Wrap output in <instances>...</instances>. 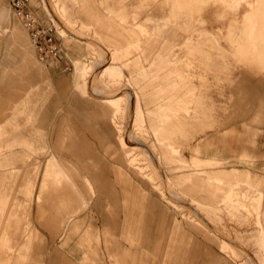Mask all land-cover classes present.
<instances>
[{
  "label": "crops",
  "instance_id": "0c3cea01",
  "mask_svg": "<svg viewBox=\"0 0 264 264\" xmlns=\"http://www.w3.org/2000/svg\"><path fill=\"white\" fill-rule=\"evenodd\" d=\"M2 1L0 0V2ZM60 1L65 19L72 24L80 22L82 28L93 30L107 51L103 59L98 56L94 57L87 52L85 44H82L79 49L83 53L80 57L72 60L71 86H68L65 81L59 91L63 93L72 90L80 98L92 101L87 109H92L91 114H96L99 121L90 135L92 138L100 139L105 149L106 156H104L109 158V162H106L104 157L100 158L95 153L94 144L89 142L85 162L83 161L80 167L96 174L98 171H105L106 168L115 173L114 176L121 187L122 197L121 236L133 246L134 242H138L135 237L141 230L146 225L151 228L148 223L145 224L144 222L150 214L151 217H159L162 223L161 229L164 228L166 222H169L166 225V227L168 226L166 248L161 264H231L216 242L218 237L210 229L196 221L195 224L184 220L165 203L151 183L131 164L132 158L128 156L129 152L121 141V137H123L124 141L127 142L131 135L136 141L141 140L133 131V126L139 123L137 120L139 112L143 116L144 126L149 135V74L151 77L159 76L160 71L163 74L165 55L176 45L166 46L161 38L169 35L173 43L177 41L183 4L191 5L194 0ZM216 1L223 4L228 3V0ZM232 1L235 6V0ZM258 2L259 9L263 8L264 10V0H258ZM243 4L248 7V10L242 15L243 26L240 32L245 36V41L248 44L246 46L239 44L233 53L239 59H244L246 65L253 67L255 59L264 60V46L257 45L256 42L251 44V40L264 42V14L259 16L251 25H245L255 6L253 5L251 8V4ZM102 5H107L106 11L120 16L123 22L107 15L109 13L103 12V9L100 8ZM8 18L9 13L4 4H1L0 24L8 22ZM148 24L151 26L149 29L147 28ZM0 28L3 33L9 30L19 44L26 39L23 30L16 25L9 29L7 26ZM253 28H257V37L250 39L246 35ZM197 50L203 52L200 48ZM15 54L19 57V62L15 64L17 70L11 69V67L2 69L1 82H4L0 84V89L3 86L5 92L4 101H0V104L3 105V110L0 112V117L3 118L0 123V138L12 137V140L7 141L6 144H0V169L9 167L6 170H0V264H38L30 240L24 244L23 253L18 252L15 255L11 251V238L7 228L9 221L14 218V214L12 209L8 207V202L13 191L12 184L16 178L14 174L19 172L14 165L18 160L24 165L22 184L18 186V191L23 196L24 201H31L34 197L37 203L57 199L58 187L66 180L69 181L73 192L80 195L78 180L71 178L63 171L67 165L58 149H63L65 143H58L57 141L64 138L61 136L62 134H73L76 130L70 125L67 118L61 119L59 128H57V122L54 118H51L50 121L46 119L49 106H45L44 103L53 90L51 80L47 72L37 66L26 54L22 52H15ZM230 60L232 59L227 56V66ZM91 64H93V70L96 69L94 72L92 70L84 81V67ZM77 65L80 67L79 70L76 68ZM232 67V84L226 85L224 91L226 93V106L232 109L231 113H227L226 116H217L215 118L216 123L221 127L210 130L195 140L189 151L194 158L215 166L216 170L246 175L252 182H258L262 185V179L254 175L249 168L238 169V167L241 166L240 162H253V171H259L264 166V76L257 73L258 69L255 68L246 69L234 65ZM21 74H25L26 78L23 79ZM42 83H45L47 88L41 95L38 90ZM216 91L218 92V89ZM127 96L130 97L128 121L124 122L123 128L125 130L121 134L114 122L115 109L108 101H115L120 97ZM201 99L199 106L193 109V117H200L207 108ZM38 106L39 108L36 110ZM209 110H211V106ZM186 117H181L176 125L174 122L172 126H170V122L168 123L169 130H172L168 138L165 137L164 133L161 134V139H169L178 146V150L173 151L174 154H166L164 151L159 153L160 159L165 163H172L174 155L183 154V138L187 137L188 133L184 127L190 123L187 122ZM163 124L165 125L164 122ZM164 129L166 127H163ZM148 135L144 136L143 139L149 140ZM112 139L115 141V145L112 144ZM151 139L156 140L154 136ZM129 146L143 147L149 152V147L143 143L129 144ZM15 147H18L20 152L15 153L13 151ZM3 148H6L7 152L2 150ZM33 154L37 155L39 159L35 164L36 171L39 169L40 173L37 194H34L35 177L33 173L29 172V160ZM49 161H54L56 164H48ZM157 163L159 166L158 161ZM228 163L238 167L224 168L222 166ZM4 171L5 173H1ZM79 178L87 186L90 199L93 200L90 210L92 214L101 207L102 189L104 187L94 186L95 181L92 182V176L82 175ZM7 179L13 181L9 194H6L3 186ZM107 179V176L101 173L96 182L106 184ZM49 186L53 188L55 198L52 194L46 193ZM169 186L173 191L172 186ZM175 195L177 196L176 199L181 201L176 193ZM262 203L264 209V192L263 194L260 193L259 209L262 208ZM196 212L200 214L198 211ZM258 215L260 221V214L258 213ZM73 217L74 215L68 218L62 228L61 226L60 228L56 227L55 224L51 225L50 228L56 229V232L61 231L59 233L61 239L63 233L67 231L68 237H70V235L78 233L83 226L81 221H74ZM206 221L208 222V220ZM208 224L210 225L209 222ZM104 226L109 225L105 222ZM260 228L261 239L264 244V230L261 221ZM93 229L92 224H88L82 239V242L87 245V250L82 257L84 264H100L97 251L91 244L94 237ZM186 244H190L192 248L182 247ZM119 251L120 253L111 255L112 264H128L126 256L130 255V250L121 249ZM136 261L137 259L133 254L131 264H138Z\"/></svg>",
  "mask_w": 264,
  "mask_h": 264
},
{
  "label": "rangeland",
  "instance_id": "374dc122",
  "mask_svg": "<svg viewBox=\"0 0 264 264\" xmlns=\"http://www.w3.org/2000/svg\"><path fill=\"white\" fill-rule=\"evenodd\" d=\"M10 1L3 0L0 2V6L4 4L9 13L8 22L0 24V27L7 26L9 29L16 25L23 30L26 39L19 44L16 37L12 36L9 30L3 33L0 28V84L4 82H1L2 69L6 67L16 69L15 64L19 62V57L16 56L15 52L26 54L37 66L47 72L53 90L44 103L45 106H49L46 119L50 121L51 118H54L57 122V128H59L61 119L67 118L70 125L76 130L73 134H62L61 136H64V138L57 141L58 143L64 142L65 145L63 149H57L66 161L67 166L63 168L64 173L78 180L80 191V195L75 194L69 181L66 180L58 187L57 199L37 203L34 197L31 201H24L23 196L18 191V186L22 184L24 165L18 160L14 165L19 171L14 174L16 175L15 182L13 183L12 179H7L3 185L6 194H9V189L13 183V191L10 195L8 207L12 209L14 218L9 221V227L7 228L11 238L12 254L23 253L24 244L30 240L38 264H84L82 263V257L87 250V245L82 242V239L86 226L92 224L94 237L91 244L97 251L100 264H112L113 258L111 255L120 253L119 250L121 249L130 250L131 256H126L128 264H131L133 254L138 264H161L166 248L168 232V226L166 227V225L169 222H166L164 228L161 229L160 225L162 223L159 217H151L149 214V218H146L144 222L145 224L148 223L151 228L146 225L135 237L138 242H134L131 246L121 236L122 197L121 187L114 176L115 173L106 168L105 171H98L96 174L93 171H85L80 167V164L86 159L89 142L94 144L95 153L100 158L106 156L100 139L92 138L90 135V132H93L99 121L96 114H91L92 109H87L92 101L80 98L72 90L63 93L59 91L65 81L68 86H71L72 60L80 57L83 53L79 49L82 44L59 35L56 20H53L51 15L43 9L42 0H29V6L36 18L45 24L52 22L55 26L57 42L61 49L58 59L41 61L22 23L13 14ZM249 1L247 3V0H235V6L232 4V0H228L226 4L216 0H194L191 5L183 4L177 41L173 43L169 35L161 38L166 46L176 45L165 55L164 72L162 74V71H160L159 76L153 77L149 74V135L144 126L141 112L138 113L137 120L139 123L135 125L134 132L137 133V137L141 139L140 141L152 150L159 162L162 176L172 186L181 201L191 205L198 211L200 215L208 220L213 229L220 233L219 235L232 240L239 249L252 254V259L257 261H255L256 264H264L262 232L258 220L254 216L255 209L256 213L260 214V221L264 230L263 203L262 208L259 209L260 193L263 194L264 192V166L259 171H253V162H240L241 166L239 167L229 163L222 165L224 168H249L254 175L262 179L261 185L258 182H252L246 175L216 170L215 166L194 158L189 151L195 140L204 136L208 131L221 127L216 123L215 118L217 116H226L227 113H231L232 109L226 106V93L224 91L226 85L232 84V65L246 69H258L257 73L264 76L263 59H255L253 67H249L244 63V59H239L233 53V50L239 44L240 46L248 44L245 41V36L240 32L243 26L242 15L248 10V7L243 3L251 4V8L253 5L255 6L245 25H251L259 16L264 14L263 8L259 9L257 6L258 0ZM241 2L243 3L241 4ZM49 4L59 21L71 30L82 34L86 38L99 40L93 30L82 28L80 22L71 23V25L66 24L67 20L64 19L60 0H49ZM240 4L241 6L237 8ZM100 8L103 9V12L109 13L106 11L107 5H102ZM107 15L123 22V19L114 13ZM149 27L151 26L148 24L147 28L149 29ZM143 33L145 34V32ZM246 36L250 39L257 37V28L251 29ZM253 42L264 46L262 41L251 40L252 45ZM195 48H200L203 52L195 50ZM86 49L94 57H104V54H98L87 47ZM227 56L232 59L228 61V66L226 65ZM256 61L258 64H256ZM76 68L79 70V65ZM92 70L93 64L84 67V81ZM21 76L23 79L26 78L25 74H21ZM39 88L38 91L41 94L45 92L47 87L45 83H42ZM212 90L214 91L211 92ZM4 93L2 86L0 101L4 99ZM200 98H202L203 104L207 105V108L200 117H193V109L199 106ZM230 99L229 102H231ZM0 105L1 112L3 105ZM210 106L211 110H209ZM37 108L39 106L36 107V110ZM184 116H187L185 119L190 123L184 127V130L186 129L188 133L187 137L183 138V154H180V156L179 154L174 155L172 163H165L160 159L159 153L164 151L166 154H174L173 151L178 150V146L169 139H161V134L164 133L165 137L168 138L170 131L172 133V130L168 128V123L170 122V126L173 122L176 125ZM2 121L3 118L0 117V123ZM120 121L122 122V119ZM120 121H117L118 124H121ZM163 127H166V129L163 130ZM146 135L149 136V140L143 139ZM152 136L156 140H152ZM183 136H185V133H183ZM129 138L131 142L136 141L133 135ZM10 140H12V137L4 136L0 138V144L4 145ZM111 142L115 145L113 139ZM127 144H134V142L128 143L127 141ZM2 150L7 152L6 148ZM13 151L17 153L20 152V149L15 147ZM128 156L132 158L131 164L151 183L165 203L184 220L196 224L195 220L185 210L175 206L164 196L158 180L153 176V170L149 168V160L145 157H139L137 152L129 153ZM105 159L106 162H109L108 157ZM38 160V156L34 154L29 160V172L33 173L35 177L34 194H37L40 181L39 169L36 171L35 165ZM8 168H1L0 170ZM1 173H5V171ZM101 173L108 178L106 184L96 182L99 180ZM82 175L92 176V182L95 181L94 186L104 187L102 189L101 207L92 214L90 210L91 201L93 203V200L90 199L87 186L79 178ZM48 189L46 193L52 194L55 198L53 188L49 186ZM73 215L74 221L83 223L82 229L78 233L70 235V237H68L67 231L63 233L61 239L59 234L61 231L56 232V229H51L50 226L55 224L56 227L60 228L61 226L62 228L68 218ZM105 222L109 226H104ZM216 242L231 264H250L245 255L223 250L217 238ZM182 247L190 248L191 245L186 244Z\"/></svg>",
  "mask_w": 264,
  "mask_h": 264
},
{
  "label": "bare ground",
  "instance_id": "6f19581e",
  "mask_svg": "<svg viewBox=\"0 0 264 264\" xmlns=\"http://www.w3.org/2000/svg\"><path fill=\"white\" fill-rule=\"evenodd\" d=\"M42 4H43L44 9L51 15V18L53 20H56V24L59 27V34L61 36L70 38V39L75 40L76 42H79L81 44H85V46L87 48L92 49L93 51H95L98 54H105L107 52L106 49L104 48V46L99 42V40L92 39V38H86L82 34H79V33L75 32V31L71 30L69 27H67V25H65L61 21H59V19L55 16V14L53 13V10L51 9V6L49 4V0H42ZM66 24L71 25V23H69L68 20H67ZM106 57H107V55H106ZM94 70H93V72H94ZM96 72H98V71H96ZM93 75H94V73H93ZM108 103L111 104L114 107V109H115L114 122H115V124H117L119 132L121 134H123V132L125 130L123 128V124L127 120L128 105L130 104V97L129 96L120 97V98H118L115 101H108ZM120 119H122V122L120 121ZM117 121H120L121 124H118ZM118 125H120V126H118ZM133 131H135V125L133 126ZM121 141H122L123 145L127 148L129 153H133V152L136 153L137 152V155L139 157H145L146 159L149 160V168H151L153 170V176L158 180L159 187L162 190L164 196H166L174 205H176L179 208L185 210L198 224H201L202 226H205L208 229H210L213 232V234H215L218 237L219 243H220L221 248L223 250H229V251H232V252H237V253H239L241 255H245L248 258L250 264H256L255 263L256 260L254 261L252 259V256H251L252 254H250L248 251H245V250L243 251V250L239 249L234 244V242L232 240H230L228 238H225V237H222L221 235H219L220 233H217L218 231L216 232L208 224V222L202 216H200V214H198L191 206H189L186 203H183L179 199H176L177 196L173 192L174 190L172 191V189L170 188V186L168 185V183L166 182V180L162 176V173H161V171L159 169V166H158V163H157L156 158L154 156V153L152 152V150H150V148H149V152H148L143 147H139V146L138 147L137 146L136 147H131V146H129L127 144V142L124 141L123 137H121ZM132 142H134V144H142L141 141H132ZM132 142H131V140L129 138L128 143H132ZM48 164H56V163L54 161H49ZM254 212H255V215H254L255 219L258 220V224L260 226L259 215H258V213H256L255 209H254Z\"/></svg>",
  "mask_w": 264,
  "mask_h": 264
},
{
  "label": "built area",
  "instance_id": "2783aa9c",
  "mask_svg": "<svg viewBox=\"0 0 264 264\" xmlns=\"http://www.w3.org/2000/svg\"><path fill=\"white\" fill-rule=\"evenodd\" d=\"M10 7L26 30L40 60L46 62L58 59L61 49L57 42V30L52 22L45 24L39 21L29 6V0H11Z\"/></svg>",
  "mask_w": 264,
  "mask_h": 264
}]
</instances>
